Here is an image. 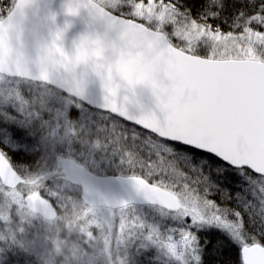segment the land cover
<instances>
[{
	"label": "snow or ice",
	"instance_id": "1",
	"mask_svg": "<svg viewBox=\"0 0 264 264\" xmlns=\"http://www.w3.org/2000/svg\"><path fill=\"white\" fill-rule=\"evenodd\" d=\"M29 5L0 0V28L22 29ZM63 13L84 25L76 54L51 58L66 20L41 68L71 73L81 118L99 84L101 110L143 129L157 158L132 177V264H264V0H68ZM21 117L0 108V160L26 165L36 134Z\"/></svg>",
	"mask_w": 264,
	"mask_h": 264
},
{
	"label": "rangeland",
	"instance_id": "2",
	"mask_svg": "<svg viewBox=\"0 0 264 264\" xmlns=\"http://www.w3.org/2000/svg\"><path fill=\"white\" fill-rule=\"evenodd\" d=\"M57 99L61 102L53 103ZM6 104L21 112L35 132L34 153L40 160L33 171L19 174L23 182L15 186L0 179V264L132 263L137 207H90L78 189L76 196L57 197L56 215L48 219L30 210L24 196L36 192L50 201L59 196L54 187L74 191L75 184L62 175L63 158L98 174L145 175L157 158L150 156L143 129L86 105L81 118V101L73 96L0 74V108Z\"/></svg>",
	"mask_w": 264,
	"mask_h": 264
},
{
	"label": "water",
	"instance_id": "3",
	"mask_svg": "<svg viewBox=\"0 0 264 264\" xmlns=\"http://www.w3.org/2000/svg\"><path fill=\"white\" fill-rule=\"evenodd\" d=\"M67 2L68 0H30L22 29H9L7 26L0 28V74L45 83L82 102L83 97L74 86L68 85L71 73L63 71V65L55 67L54 75L41 68L47 58L44 49L51 45L57 26L62 27L66 20L71 21L72 27L64 33L62 40L57 42L62 48L63 57L53 49L51 58L69 62L76 54V46L84 25L81 18L64 15L63 6ZM51 13H56L54 23L50 18ZM77 70H80L79 67ZM89 94L98 105L93 109L101 110L107 107L102 101V89L99 84L93 83ZM107 113L114 116L111 112ZM61 163L66 177L80 185L81 197L86 204L111 209L133 205L132 177L139 176L94 174L68 158L62 159ZM0 179L7 186H15L19 182L18 174L10 163L2 160ZM25 204L34 212L46 217H54L56 214L52 204L36 192L25 197Z\"/></svg>",
	"mask_w": 264,
	"mask_h": 264
},
{
	"label": "trees",
	"instance_id": "4",
	"mask_svg": "<svg viewBox=\"0 0 264 264\" xmlns=\"http://www.w3.org/2000/svg\"><path fill=\"white\" fill-rule=\"evenodd\" d=\"M5 3H7V1L5 2ZM31 155H32V160L31 161H29L26 165H24V164H21L20 162H18V161H16V160H11V165H12V167L21 175V174H24V173H26V172H30V171H33L34 170V168L37 166V164H38V162H39V160H40V156L39 155H36L34 152H32L31 153ZM63 187V186H62ZM57 194H59V196H55L54 198L55 199H52L49 195H48V197H50V199H51V201H52V203L55 205V207H57L58 206V203L56 202L57 201V199H58V201H61V200H63V199H65V197L64 196H67V195H69V196H76V194H77V188H73L74 189V191L73 190H71V191H69V189L68 190H66V188L64 187V189H61V188H56V187H54V188H52ZM58 197V198H57ZM130 264H132V263H130Z\"/></svg>",
	"mask_w": 264,
	"mask_h": 264
}]
</instances>
